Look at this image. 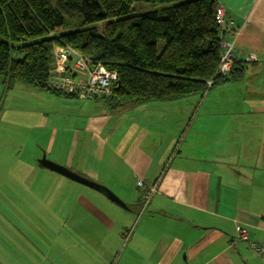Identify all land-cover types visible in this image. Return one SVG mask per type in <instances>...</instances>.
<instances>
[{
	"label": "crops",
	"instance_id": "obj_1",
	"mask_svg": "<svg viewBox=\"0 0 264 264\" xmlns=\"http://www.w3.org/2000/svg\"><path fill=\"white\" fill-rule=\"evenodd\" d=\"M215 3L244 65L240 77L203 95L112 110L107 98L13 86L12 110L26 98L54 107L40 110L37 124L25 121L24 107L20 123L9 114L1 118L12 122L14 135L0 142V163L10 161L0 164L6 170L0 193L10 187L13 201L17 190L30 200L48 193L39 202L43 259L37 264H264L250 246L264 248V0ZM251 54L255 62L246 61ZM43 157L98 187L49 171L39 163ZM139 181L157 184L142 212ZM46 183L57 189L44 191ZM25 246L34 251L33 240L26 238Z\"/></svg>",
	"mask_w": 264,
	"mask_h": 264
},
{
	"label": "trees",
	"instance_id": "obj_2",
	"mask_svg": "<svg viewBox=\"0 0 264 264\" xmlns=\"http://www.w3.org/2000/svg\"><path fill=\"white\" fill-rule=\"evenodd\" d=\"M150 1L0 0L2 85L77 98L69 87L50 85L53 50L64 46L89 68L101 64L116 73L113 94L104 99L112 110L202 95L208 82L212 87L241 76V62L226 76L216 72L220 43L228 42L232 30L224 13L222 23L216 22L222 7L215 0H155L152 9L134 13L136 4ZM86 16L101 20L104 31L88 24ZM141 30L147 40L138 37ZM73 61L68 56L66 64Z\"/></svg>",
	"mask_w": 264,
	"mask_h": 264
},
{
	"label": "rangeland",
	"instance_id": "obj_3",
	"mask_svg": "<svg viewBox=\"0 0 264 264\" xmlns=\"http://www.w3.org/2000/svg\"><path fill=\"white\" fill-rule=\"evenodd\" d=\"M155 0H151L149 3L146 4H136L134 6V13H142L146 10L152 9L154 5ZM88 24L91 26L97 27V30L99 33H102L105 29L104 23H96V19L86 17ZM138 37L141 40H147L148 33L141 30L138 33ZM223 42L220 43V47L222 46ZM162 43H159L158 46H161ZM234 45V44H233ZM235 47V45H234ZM235 49V48H234ZM163 51V50H162ZM235 55V54H234ZM249 57H253L256 61V57L254 55H250ZM248 57V58H249ZM253 61V62H255ZM104 67L103 65H101ZM105 68V67H104ZM218 68L219 63L217 67V74H218ZM106 69V68H105ZM206 90L203 94H205L209 88L208 85H206ZM13 91V86L5 87L4 85H0V142L3 138L7 137L8 134L14 135L12 132V122H10V125L2 121V114L4 115H10L12 119L18 118L19 120L17 122L23 121V107L25 110L26 119L25 121H33L36 124L39 121V114L38 112L42 109L49 108L50 110H53L54 107L50 106L42 101H39L37 99H31L26 98L23 104L19 105L17 109L12 110V107L14 104H9L7 101L8 94ZM6 92V93H5ZM5 94V95H4ZM202 94V95H203ZM52 121H57V119L54 117L51 119ZM24 125H21L20 127H23ZM16 127V124H15ZM21 132V131H20ZM0 151L3 152V155L5 154V148L2 146L0 148ZM10 163L9 160L4 161L0 164H2L5 168ZM12 169H9V172L12 174ZM49 176H57L52 173ZM6 176V170L0 171V180H3V177ZM9 180H12V177H9ZM8 180V181H9ZM50 180H53V178L49 177V179H46L45 182H50ZM7 181V180H6ZM21 180H16V183H20ZM46 187H52L54 190L57 189V186L52 183H46L43 185V189L45 191ZM60 187V186H58ZM6 191V194H5ZM3 193H0V257L2 258L3 264H26V259H32L30 260L29 264H37L38 262H41L43 259V255L41 254V242H42V233H40L41 230V221L42 217L40 215V210L43 209L44 206H42L39 202L42 201V196L46 200V196H48V193H42V194H36L32 200L29 199V196L27 194H24L23 192L17 190L16 200L13 201V199L10 196V187H7ZM32 201V203H31ZM30 203L32 207H28L27 205ZM26 212H31V217H25ZM26 220L29 221V224L32 225L33 229L27 231L26 230ZM28 224V225H29ZM27 231V232H26ZM28 238L29 240H33L34 242V251L31 250L30 252L27 250L28 244L25 246V239ZM49 239V238H48ZM47 239V240H48ZM48 256V259L52 258L51 255Z\"/></svg>",
	"mask_w": 264,
	"mask_h": 264
},
{
	"label": "built area",
	"instance_id": "obj_4",
	"mask_svg": "<svg viewBox=\"0 0 264 264\" xmlns=\"http://www.w3.org/2000/svg\"><path fill=\"white\" fill-rule=\"evenodd\" d=\"M216 22L222 23L224 14L221 8L217 10ZM54 56V78L50 82L58 90L64 87H69V93L75 95L80 100H96L108 98L112 96L117 75L114 72L108 71L101 64L92 65L89 68V63H86L78 56L76 52L69 47H57L53 50ZM234 47L232 43L223 41L221 52L219 55L218 75L226 76L230 73L232 66L237 61L234 55ZM68 56H73L72 65L66 64ZM246 61H254L253 57H249ZM67 74L68 76H65ZM208 87L211 83H207ZM157 184L149 185L142 181L137 182V188L142 194V211L150 201V198L155 192ZM238 238L246 241V234L243 229L236 228ZM126 242V240H125ZM250 246L255 251L256 255L264 259V248L254 243Z\"/></svg>",
	"mask_w": 264,
	"mask_h": 264
},
{
	"label": "water",
	"instance_id": "obj_5",
	"mask_svg": "<svg viewBox=\"0 0 264 264\" xmlns=\"http://www.w3.org/2000/svg\"><path fill=\"white\" fill-rule=\"evenodd\" d=\"M43 167H45L46 169H48L49 171H52L60 176H63L71 181H74L76 183H79V184H84V185H88V186H94V187H98L97 185L91 183V182H88L86 179L66 170L65 168L61 167V166H58L48 160H46L44 157L41 159V161L39 162ZM103 192L108 196V198L110 200H112L115 204L123 207V204L122 202H120L116 196L110 192L109 190L107 189H103Z\"/></svg>",
	"mask_w": 264,
	"mask_h": 264
}]
</instances>
